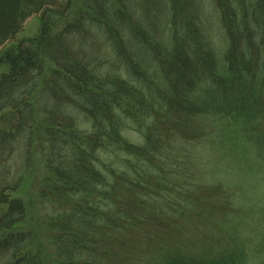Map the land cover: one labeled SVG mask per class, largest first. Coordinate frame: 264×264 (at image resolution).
<instances>
[{
	"label": "trees",
	"instance_id": "trees-1",
	"mask_svg": "<svg viewBox=\"0 0 264 264\" xmlns=\"http://www.w3.org/2000/svg\"><path fill=\"white\" fill-rule=\"evenodd\" d=\"M214 3L219 50L206 0H0V46L41 17L0 55V264H264L192 150L226 121L264 157V0Z\"/></svg>",
	"mask_w": 264,
	"mask_h": 264
},
{
	"label": "rangeland",
	"instance_id": "rangeland-1",
	"mask_svg": "<svg viewBox=\"0 0 264 264\" xmlns=\"http://www.w3.org/2000/svg\"><path fill=\"white\" fill-rule=\"evenodd\" d=\"M206 3L205 13L209 16V21L213 26L208 30L209 37L218 49L217 45H221V38L223 39L225 36L221 31L219 22H217L219 15L214 11L216 6L214 0H206ZM40 25V14L31 16L24 23L22 31L13 42L9 41L0 46V55L14 42L37 36ZM202 121L207 126L212 120L205 118ZM237 127L229 125L226 121L216 122L210 126V130L214 131L215 134L205 137L192 150L197 154V158L203 161L202 173L205 175L206 181L211 182V184L220 183L227 185L230 189L239 190L237 206L247 217L241 220L243 228L238 226L235 230L240 235L256 238L255 232H251L249 227H253L255 220L262 219L264 216V157L255 143H252L247 137L241 138L244 133L239 131ZM124 136L134 144H142L143 142L142 135L130 128L124 129ZM230 160L233 162L228 163ZM261 219L259 221H262L264 225V218ZM250 223L252 224L250 225ZM245 224L246 227H244ZM248 224L250 226L247 228ZM205 243L210 244V240H205Z\"/></svg>",
	"mask_w": 264,
	"mask_h": 264
}]
</instances>
